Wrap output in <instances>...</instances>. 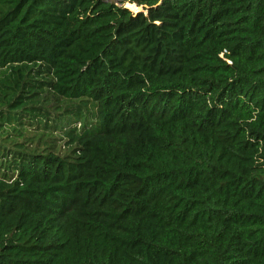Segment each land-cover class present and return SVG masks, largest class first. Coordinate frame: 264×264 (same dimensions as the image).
<instances>
[{
	"label": "trees",
	"instance_id": "obj_1",
	"mask_svg": "<svg viewBox=\"0 0 264 264\" xmlns=\"http://www.w3.org/2000/svg\"><path fill=\"white\" fill-rule=\"evenodd\" d=\"M0 0V264H264V0Z\"/></svg>",
	"mask_w": 264,
	"mask_h": 264
},
{
	"label": "rangeland",
	"instance_id": "obj_2",
	"mask_svg": "<svg viewBox=\"0 0 264 264\" xmlns=\"http://www.w3.org/2000/svg\"><path fill=\"white\" fill-rule=\"evenodd\" d=\"M118 5H124L126 7H128L130 10H132L133 12H137L138 10H141L140 7L136 6V4H131L128 1L127 2H121V0H110Z\"/></svg>",
	"mask_w": 264,
	"mask_h": 264
}]
</instances>
